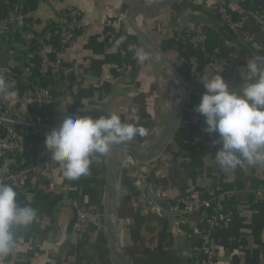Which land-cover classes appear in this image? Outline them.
Returning <instances> with one entry per match:
<instances>
[{"label": "crops", "instance_id": "obj_1", "mask_svg": "<svg viewBox=\"0 0 264 264\" xmlns=\"http://www.w3.org/2000/svg\"><path fill=\"white\" fill-rule=\"evenodd\" d=\"M20 1L26 17L33 20L31 25L36 33L52 23L61 27L69 7L83 11V28L65 53V62L76 68L78 93L69 97L66 105L47 111L56 118L58 126L68 116L88 115L95 119L114 113L123 123L146 130V135H137L127 142L147 148L162 138L169 115L165 112V96L167 89H173V83L149 58L144 62L136 58V51L142 48L129 25L140 8L158 3H153L156 0ZM245 1L252 10L244 0H178L165 13L143 23L141 31L177 70H187L186 59L179 53L189 61L194 59L198 65L195 84L201 91L202 82L214 72H219L229 88L238 90L243 83L240 73L247 62L252 57H264V33L249 15L258 13L264 17V0ZM219 3L227 5L233 17H245L246 22L240 35L225 28L215 34V53L221 65L211 70L193 40L182 45L181 39L199 24L205 25L206 30L213 29V13ZM7 8V4L0 5L2 12ZM209 25L212 26L208 28ZM13 47L6 51L0 45V67L8 76L12 55L18 54L20 59L17 57L14 62L19 69L11 71L18 84V74L28 71V52H23L25 44L19 37ZM17 115L24 118L26 110H19ZM205 127L203 118L189 140L190 128L182 119L175 135L181 140V147L173 140L152 160L138 163L129 153L120 152L118 158L119 153L116 155L114 191L120 259L124 264H201L203 248L215 253V264H264V194L256 196L258 189H264V164L222 169L216 161L220 145L212 144L216 134L209 136ZM30 136L25 164L37 161L45 149V140ZM107 155L94 154L89 173L78 179L65 177L62 164L52 161L56 195L50 194L35 177L28 180L23 191L9 184L17 193L18 206L33 208L36 217L27 227L13 229L16 242L7 264H114L107 224L103 230L78 239L73 209L68 204L70 200L83 209L105 215ZM2 164L10 169L20 165L12 152L3 158ZM138 175L144 177L149 189L137 182ZM209 182L237 193L230 223L208 234L199 215L182 219L170 212L181 198ZM158 203L162 213H169L172 219L155 214Z\"/></svg>", "mask_w": 264, "mask_h": 264}, {"label": "built area", "instance_id": "obj_2", "mask_svg": "<svg viewBox=\"0 0 264 264\" xmlns=\"http://www.w3.org/2000/svg\"><path fill=\"white\" fill-rule=\"evenodd\" d=\"M7 4L5 12L0 10V41L3 37L11 34L16 35L25 44L34 42L36 47L32 53H27L25 61L29 62L32 55L37 59V74L32 76L29 71L18 74L20 81L15 83L12 69H19L14 59L19 57L13 53V61L8 65V76L3 73L0 67V76H3L9 87L17 91L18 96L14 101H5L0 97V183L13 185L23 191L28 180L35 177L47 191L56 195L55 173L52 166L51 153L44 149L37 161L27 164L24 162L26 147L29 143L28 136L36 135L45 138L51 130L58 127L56 118L49 115L47 111L51 108H60L67 104L69 97L78 93L76 83L70 79L76 78V68L65 62L66 51L74 44L77 33L83 28V11L80 7H69L66 9L67 19L60 24L62 31L55 45L46 43L39 39L32 25H26V13L20 0H0V5ZM213 25H219L227 29L234 35L244 32L245 17L233 18L227 5L219 3L214 9ZM258 23L264 33V17L257 13H250ZM212 25H209L211 27ZM206 26L199 24L190 29L182 36L181 44L193 40L194 46L199 48L205 64L211 70H217L221 65V60L217 54H209L205 51L203 43L206 39ZM198 65L194 59L189 62L187 81L191 85V95L186 104L184 115L187 118V125L196 127L203 119V116L194 111L199 104L202 92L195 84ZM44 79L46 85L39 83ZM190 100H195L191 105ZM19 110H26L27 115L22 118L17 115ZM12 152L15 159L19 161L16 169H10L2 164L3 158ZM137 182L145 189H149L144 177L138 175ZM236 190L219 189L211 182L191 191L181 198L176 207L170 212L171 215L188 219L193 215H199L206 228L210 231L227 226L233 216L234 198ZM264 189L256 191V196H262ZM155 203V201H154ZM74 213V230L77 238L81 239L96 231L103 230L107 224L106 216L102 212L86 210L78 206L76 202L68 201ZM169 214V213H168ZM205 233L204 242L207 241L208 234ZM215 253L207 248H203V260L201 264H215ZM7 264V258L4 261Z\"/></svg>", "mask_w": 264, "mask_h": 264}, {"label": "clouds", "instance_id": "obj_3", "mask_svg": "<svg viewBox=\"0 0 264 264\" xmlns=\"http://www.w3.org/2000/svg\"><path fill=\"white\" fill-rule=\"evenodd\" d=\"M136 58H149L142 49ZM158 59V57H157ZM219 72L202 82L205 92L194 111L204 117V131L211 136L213 146L219 144L216 161L222 169H235L246 164H264V57H252L240 76L239 89L229 88ZM17 91L0 76V97L14 101ZM146 135L142 127L123 123L117 114L65 117L57 128L45 137V149L51 160L63 166V174L78 179L89 173L94 154L107 155L113 145ZM17 193L8 184L0 183V264L11 254L16 238L13 229L27 227L36 212L29 206L17 204Z\"/></svg>", "mask_w": 264, "mask_h": 264}, {"label": "water", "instance_id": "obj_4", "mask_svg": "<svg viewBox=\"0 0 264 264\" xmlns=\"http://www.w3.org/2000/svg\"><path fill=\"white\" fill-rule=\"evenodd\" d=\"M178 0H163L153 5H147L132 16L129 20L130 28L134 35L137 37L142 50L148 54L149 60L152 64L162 73V75L171 83H175L182 87L185 91L184 96L179 100L173 111L171 112L167 125L166 135L162 137L154 145L141 148L129 142H122L113 145L110 153L107 155L104 162L106 168V183H105V196H104V214L107 219V230L110 244L111 257L114 264H124L120 259V249L118 242V218L116 213V200H115V175L112 171L115 157L118 153L131 154L138 163L142 161L152 160L158 157L174 140L177 129L183 119L186 104L191 95V85L187 78L182 76L178 70L170 64L164 57L157 52L148 39L143 35L141 26L143 23L159 16L168 11ZM158 57V59H157ZM162 205L157 204L155 214L162 218L172 219L169 214H164L161 211ZM186 251H184L185 254Z\"/></svg>", "mask_w": 264, "mask_h": 264}, {"label": "trees", "instance_id": "obj_5", "mask_svg": "<svg viewBox=\"0 0 264 264\" xmlns=\"http://www.w3.org/2000/svg\"><path fill=\"white\" fill-rule=\"evenodd\" d=\"M244 2L248 5L247 1L244 0ZM248 7L250 8V10H252V7L250 5H248ZM233 18H235V17H233ZM214 20L215 19H213V21ZM25 23H26V25H31V24H33V20L31 18L26 17ZM222 28H224V27H221L219 25H215L213 29L207 30L206 39L203 43V47L207 53L214 54L216 46H217V40H216L217 36L215 34H218L217 32L220 33ZM61 31H62L61 27L52 23V24H49L48 26H46L44 28V30H42L40 33H37L36 36L42 40L47 39L45 41L46 43H51V44L55 45L56 42L58 41V38H59ZM80 32L81 31H79L77 33V36L80 34ZM16 39H18V37L14 34H11L7 37H3L0 41L1 48H3L6 51L13 50V48H14L13 42ZM35 47H36L35 43L31 42L30 44L25 45V51H23V52L32 53L34 51ZM179 56L182 58H185L186 62H187V70L186 71L178 70V72L186 78L187 73H188V68H189V60L186 57H184L181 53H179ZM19 59H20V57H19ZM37 59L38 58L35 55H32V57L30 59L31 65H30V67L28 66V71L32 76H35L37 74V62H38ZM75 80H76V78H72V79H70V82L76 83ZM39 83L41 85H46V82L44 79H40ZM202 92H205V89ZM190 104L191 105L195 104V100H190ZM183 122L187 125V118L185 115L183 116ZM188 127L190 128V137L188 138L190 140L194 137L195 130H196L195 128L197 126L196 127L188 126ZM28 138H31V136H28ZM38 138L45 140V138H43V137H38ZM174 141L179 147H181V140L179 139V137L176 136L174 138ZM27 164H30V163H27ZM27 164H24L23 166H26Z\"/></svg>", "mask_w": 264, "mask_h": 264}, {"label": "bare ground", "instance_id": "obj_6", "mask_svg": "<svg viewBox=\"0 0 264 264\" xmlns=\"http://www.w3.org/2000/svg\"><path fill=\"white\" fill-rule=\"evenodd\" d=\"M150 1H153V0H150ZM159 1H163V0H156V1H153L154 2H159ZM173 87V89H167L168 92L166 93V96H165V101H166V105H165V112H168V119H169V116L171 114V112L173 111V109L175 108V106L177 105V103L179 102V100L184 96V89L182 87H180L179 85L173 83L171 85ZM166 128H164V131L162 132L163 133V136L164 137L166 135ZM161 133V134H162ZM120 153L117 155V158L118 156L120 157ZM116 167V165L114 164V168ZM114 175L116 174V172L112 169Z\"/></svg>", "mask_w": 264, "mask_h": 264}, {"label": "rangeland", "instance_id": "obj_7", "mask_svg": "<svg viewBox=\"0 0 264 264\" xmlns=\"http://www.w3.org/2000/svg\"><path fill=\"white\" fill-rule=\"evenodd\" d=\"M190 62V61H189Z\"/></svg>", "mask_w": 264, "mask_h": 264}]
</instances>
